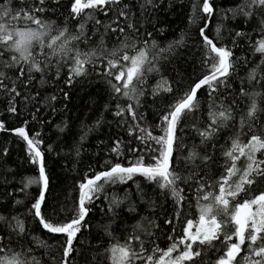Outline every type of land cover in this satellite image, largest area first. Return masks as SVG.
I'll return each instance as SVG.
<instances>
[{"label":"snow or ice","instance_id":"1","mask_svg":"<svg viewBox=\"0 0 264 264\" xmlns=\"http://www.w3.org/2000/svg\"><path fill=\"white\" fill-rule=\"evenodd\" d=\"M163 2L69 0L65 7L61 0H0V133L15 138L35 173L17 187L10 149L0 144V264H264V0H240L223 11L214 0H194L188 24L195 37L181 33L166 46L146 27ZM62 8L67 16L58 22ZM238 17L251 26L223 35ZM188 39L198 53L190 72L188 60H177ZM242 43L259 54L258 63L236 55ZM92 76L107 86L111 115L127 139L112 138L109 158L100 170L89 165L68 206L50 193L46 153L53 146L45 144L42 109L56 112L58 97L43 90L91 83ZM8 115L16 119L11 127ZM100 125L98 119L94 127ZM74 151L79 157L80 147ZM128 181L150 213L153 196L171 201L166 247L148 215L122 224V239L111 223L95 244L88 239L93 205L103 195L115 215L128 196L109 197L105 189ZM127 210L137 208L129 203Z\"/></svg>","mask_w":264,"mask_h":264},{"label":"trees","instance_id":"2","mask_svg":"<svg viewBox=\"0 0 264 264\" xmlns=\"http://www.w3.org/2000/svg\"><path fill=\"white\" fill-rule=\"evenodd\" d=\"M61 2L66 7L69 0H61ZM193 2L194 0H164L159 8L153 11L152 23L147 24L146 27L148 31H152L153 38L156 39L161 46H166L169 41L178 38L181 33H184L186 37H195L196 26L188 24L190 6ZM214 3L218 6L219 10L223 11L228 8H234L240 3V0H214ZM59 11L62 12L63 15L54 17L58 22L63 21L67 16V12L63 8ZM241 19L242 18L238 17L235 20L227 21L226 28L222 29V34L226 35L228 29L241 30L242 28L251 26L242 25ZM217 22H219V16L214 17L210 25L212 35H215V25ZM72 23L73 22L69 19V26H71ZM235 52L237 56L244 53L249 56L251 61L256 63L259 62V54L249 52L243 43ZM197 56L198 53L195 51L193 40L188 39V47L179 52L177 60L178 62H183L185 59L188 60L189 64H186L185 67L190 72V64ZM248 67H252V64H249ZM240 72L241 76L245 75V69L242 68ZM61 79H63V74ZM90 79L92 81L91 83H77L71 88L64 86L62 82H56L54 85H50L43 90L46 95L55 94L58 97L55 101L56 112H51L50 109H42L45 113L44 119L48 121L43 125L45 144L51 143L53 146V152L46 153L48 171L50 174V193L52 198L58 199L68 206L72 205V202L78 195L76 186L82 175L86 172L91 174L89 172V165H91L94 170H100L105 159L109 158L108 148L112 142V138L119 135L127 139L123 131L117 128L115 120L111 115V104L115 102L110 100L106 91L107 86L96 76H92ZM154 82L155 81L150 78L149 83ZM60 88H63V91L68 93L67 100H64L62 92L59 91ZM105 104L110 105L108 110H105ZM0 111H2V108H0ZM3 118L5 117L0 116V119ZM98 119L101 120V125L99 127H94ZM152 119L153 117L150 111L149 120L151 121ZM7 120L9 127H11L13 123H16V119L10 115L7 116ZM65 125H67V127H65ZM89 128H92V131L87 132ZM60 129H63V131ZM85 132H87V135L81 146L77 142L80 136L84 135ZM220 136V144H223L224 139L227 138V132H222ZM0 144H5L10 149V167L17 172L14 184L20 187L22 178L30 177L35 174L33 166L25 162L21 147L10 134L0 133ZM75 147H80L81 154L79 157L75 155ZM219 152L220 147L218 144L217 155H219ZM134 179L141 187H144L142 178L135 177ZM136 187L137 184L133 183V181L106 187L105 191L109 197L115 195L119 198H123L127 195L128 200L116 209L115 215L108 212V201L103 195L96 201L93 205V212L91 213V222L93 226L92 235L88 237L93 244H95L102 235L103 226L105 224L111 223L113 235L122 239V224L135 223V220L140 216L148 215L160 225V227L155 230L156 237H158L157 243L162 248L167 246L169 242L166 236L169 234V229L172 226L164 224V219L172 213L171 201L165 199L163 196H153V199L156 200L155 213H150L145 208L144 204L139 203L138 197L135 195ZM9 190H11V188ZM29 191L35 192L36 187L32 186ZM16 194L19 197L23 196V194L19 192ZM129 203H132L137 208L136 212L133 213L127 210ZM185 203L187 204V201ZM185 211L188 210L185 209ZM192 211L194 212L195 209L193 208ZM178 232L179 226L177 225V233ZM104 241L106 244L108 238L105 237ZM217 254L218 253H209V259L214 258Z\"/></svg>","mask_w":264,"mask_h":264}]
</instances>
